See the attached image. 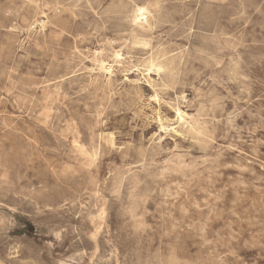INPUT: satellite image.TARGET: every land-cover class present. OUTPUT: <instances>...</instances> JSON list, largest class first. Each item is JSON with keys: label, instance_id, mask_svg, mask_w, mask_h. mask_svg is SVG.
<instances>
[{"label": "clouds", "instance_id": "1", "mask_svg": "<svg viewBox=\"0 0 264 264\" xmlns=\"http://www.w3.org/2000/svg\"><path fill=\"white\" fill-rule=\"evenodd\" d=\"M0 264H264V0H0Z\"/></svg>", "mask_w": 264, "mask_h": 264}]
</instances>
